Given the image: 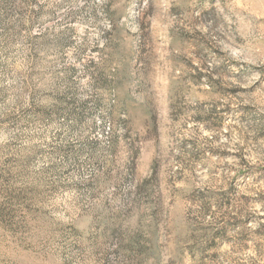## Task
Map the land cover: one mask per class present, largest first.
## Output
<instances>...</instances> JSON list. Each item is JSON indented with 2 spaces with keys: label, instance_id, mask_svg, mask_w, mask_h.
<instances>
[{
  "label": "rangeland",
  "instance_id": "374dc122",
  "mask_svg": "<svg viewBox=\"0 0 264 264\" xmlns=\"http://www.w3.org/2000/svg\"><path fill=\"white\" fill-rule=\"evenodd\" d=\"M0 264H264V0H0Z\"/></svg>",
  "mask_w": 264,
  "mask_h": 264
}]
</instances>
